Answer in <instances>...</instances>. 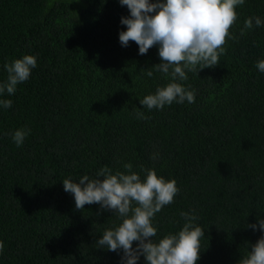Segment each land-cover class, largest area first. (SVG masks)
Instances as JSON below:
<instances>
[{"label": "trees", "instance_id": "1", "mask_svg": "<svg viewBox=\"0 0 264 264\" xmlns=\"http://www.w3.org/2000/svg\"><path fill=\"white\" fill-rule=\"evenodd\" d=\"M0 264H264V0H0Z\"/></svg>", "mask_w": 264, "mask_h": 264}]
</instances>
